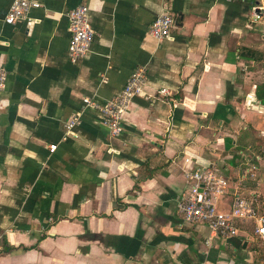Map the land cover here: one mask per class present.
Listing matches in <instances>:
<instances>
[{"label":"crops","instance_id":"1","mask_svg":"<svg viewBox=\"0 0 264 264\" xmlns=\"http://www.w3.org/2000/svg\"><path fill=\"white\" fill-rule=\"evenodd\" d=\"M38 1L8 24L0 0V264H263L251 222L219 236L177 201L183 169L213 165L231 179L219 209L238 191L264 212V0ZM82 3L95 36L73 63L68 12ZM164 8L176 26L159 41ZM139 67L153 97L133 98L113 138L83 97L105 103Z\"/></svg>","mask_w":264,"mask_h":264},{"label":"built area","instance_id":"2","mask_svg":"<svg viewBox=\"0 0 264 264\" xmlns=\"http://www.w3.org/2000/svg\"><path fill=\"white\" fill-rule=\"evenodd\" d=\"M38 0H12L9 10L4 18L8 24H15L18 20H30L29 13L32 8L40 7ZM70 40L68 44V58L77 63L91 52V46L95 31L89 20V6L79 4L68 12ZM253 20L264 21V2L258 3L253 8ZM176 19L170 9L163 11L151 22L150 34L159 41L172 38ZM8 72L0 68V92L4 90L7 82ZM147 75L144 67L137 68L127 79L121 92L105 103H98L91 97H83L85 106H93L101 112L102 124L113 138L119 137L123 132V116L129 111L134 97L146 94ZM156 94L163 98L172 97L173 93L166 87L157 90ZM152 98V94H146ZM81 112L75 114L66 122V132L73 134V127L80 121ZM57 147L51 144L53 151ZM186 162H190L186 158ZM257 169L253 165L247 175H253ZM185 179L189 187L178 198L177 209L184 222L188 224H204L219 236H234L238 233L237 223L249 221L253 225V232L261 247L262 262L264 264V212L257 204L256 198L244 197L235 191L230 208L221 210L218 207L219 200L226 195L231 179L213 165L198 166L195 168L185 167L183 169ZM245 175H243V179Z\"/></svg>","mask_w":264,"mask_h":264},{"label":"trees","instance_id":"3","mask_svg":"<svg viewBox=\"0 0 264 264\" xmlns=\"http://www.w3.org/2000/svg\"><path fill=\"white\" fill-rule=\"evenodd\" d=\"M264 101V100H263Z\"/></svg>","mask_w":264,"mask_h":264}]
</instances>
